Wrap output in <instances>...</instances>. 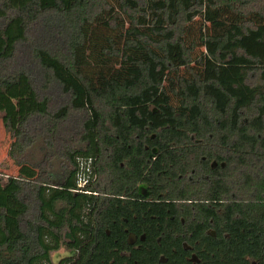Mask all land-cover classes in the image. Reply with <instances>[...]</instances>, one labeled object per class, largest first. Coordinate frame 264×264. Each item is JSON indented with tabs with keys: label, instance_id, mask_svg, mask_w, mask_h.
<instances>
[{
	"label": "trees",
	"instance_id": "16d2710c",
	"mask_svg": "<svg viewBox=\"0 0 264 264\" xmlns=\"http://www.w3.org/2000/svg\"><path fill=\"white\" fill-rule=\"evenodd\" d=\"M106 16L122 43L107 38L90 70L89 29ZM14 23L21 36L0 54V93L24 80L35 107L11 131L18 175L0 176V264H51L62 246L101 264L115 233L100 227L146 210L120 198L142 182L172 201L197 189L263 205L264 0H0V34ZM36 148L41 161H27ZM79 157L95 158L92 194L76 192ZM202 158L226 169L174 187Z\"/></svg>",
	"mask_w": 264,
	"mask_h": 264
},
{
	"label": "flooded vegetation",
	"instance_id": "af4514ba",
	"mask_svg": "<svg viewBox=\"0 0 264 264\" xmlns=\"http://www.w3.org/2000/svg\"><path fill=\"white\" fill-rule=\"evenodd\" d=\"M157 154L158 150L152 149L149 157L155 160ZM94 164L95 158L93 168ZM226 166L225 161L202 158L197 167L178 177L174 187L199 188L210 182L209 172L213 173V181L217 180V173L221 174ZM95 175L97 180L96 172ZM235 186L232 181V187ZM202 193L195 189L186 198L172 201L168 193L156 196L151 186L142 182L137 197L120 198L123 203H143L146 210L139 214L131 209V220H113V231L111 226H101L107 237L115 233L114 248L108 255L95 259L101 264H264V200L260 206H237L250 202L236 192L220 199L216 194L214 200ZM66 249L68 253L57 262L50 256L51 264H63L66 260L92 264V256H85L82 263L78 252L73 254Z\"/></svg>",
	"mask_w": 264,
	"mask_h": 264
},
{
	"label": "rangeland",
	"instance_id": "374dc122",
	"mask_svg": "<svg viewBox=\"0 0 264 264\" xmlns=\"http://www.w3.org/2000/svg\"><path fill=\"white\" fill-rule=\"evenodd\" d=\"M25 0H15V3H21ZM109 18L106 16L96 25L89 29V37L91 43L86 52L87 57V67L90 70L96 68L102 64L100 57V50L107 45L106 39L111 37L116 40L117 45L122 43V32L120 30L113 31L107 25ZM200 25L201 20L197 19L192 30L190 32V38H194L196 43L199 45V36H200ZM21 36V29L19 23H14L11 25L3 34H0V54L2 52H8L12 42ZM190 39V40H191ZM197 52H204V48L199 46ZM198 53V54H200ZM109 67L118 68V63L116 61H111V63H106ZM60 75L64 78H68L69 75L62 71H58ZM70 84H74L76 87H79L80 84L74 80L68 81ZM35 107L33 94L27 86L24 80L21 83L5 93H0V176L6 178V176L15 177L18 175L19 167L16 166L14 160L9 156L11 145L13 139L11 138V131L14 132L17 130V125L21 118ZM42 159L40 151L38 148L34 149L28 154L27 161L38 163ZM68 253L66 247H63L57 252L51 253V260L57 262L58 260L65 257Z\"/></svg>",
	"mask_w": 264,
	"mask_h": 264
},
{
	"label": "built area",
	"instance_id": "2783aa9c",
	"mask_svg": "<svg viewBox=\"0 0 264 264\" xmlns=\"http://www.w3.org/2000/svg\"><path fill=\"white\" fill-rule=\"evenodd\" d=\"M96 175L93 168L92 157H79L77 158V173H76V192L92 194L87 192L86 187L88 184L95 182ZM94 194V193H93Z\"/></svg>",
	"mask_w": 264,
	"mask_h": 264
}]
</instances>
